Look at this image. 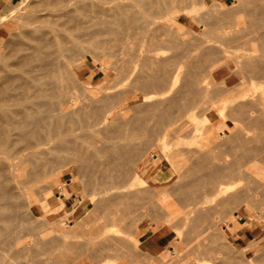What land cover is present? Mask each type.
Returning <instances> with one entry per match:
<instances>
[{
  "label": "bare ground",
  "instance_id": "1",
  "mask_svg": "<svg viewBox=\"0 0 264 264\" xmlns=\"http://www.w3.org/2000/svg\"><path fill=\"white\" fill-rule=\"evenodd\" d=\"M114 1L115 3L112 4L111 2H114ZM239 1H240L239 3L237 1V4H238L237 7L240 8L239 10L244 12V17H245V14L246 16H248L247 17V19H249L248 22H250V25L253 28V31H255V34L251 33V31H249V29H247L246 27H245L246 29L244 30L243 29L242 30L233 29V31H231L232 29H229V28H233L234 26H237V23L239 22V21L236 22L237 20H235V17H234V13L237 12L236 9L231 10L230 7L225 8L224 6L221 10H217L216 8L213 7L214 6L213 4L211 5L213 8L209 6V8L206 11L203 10L201 13L195 12L191 15L187 14L189 10H194L196 6L204 4L205 0H52L51 2L47 3L46 7H44V0H36L32 4L29 3V6L27 4L29 8L28 11L25 9L23 11L22 9L23 13L24 12H27V13L25 14L22 13L23 14L22 15L18 11L21 16H19L18 15L19 13L17 12H16L17 14L14 13L16 14V16L18 15L20 17L17 23L15 24V27L13 25H10V27L12 26L11 28H14L12 29V31L13 32L16 31L14 32V35H12V32L10 31L11 37L13 36L10 42V45H12L13 47L12 49H14L12 53L14 62L8 63V60L6 59L7 62L6 61L5 62L6 64H8V65L4 64L7 66L6 71L2 69L4 71L3 73H5L4 74L5 79L4 78L2 79V81L3 80L5 81V83H3L4 85L2 84V81L0 80L1 81L0 85L2 84L0 86L1 87L0 88V236H4V237L6 236L7 239L8 238L10 239V242H7L9 241V239L7 240L4 237L2 239L1 237V239L3 240L2 242L6 241L9 245L11 244L14 245L15 243L17 244L19 243L21 245L23 244V242L24 243L26 242L22 240V236L24 235L25 232L27 233L29 228H30L29 230H31L32 228L30 224L29 226L26 227V225L28 224L26 223L25 218L29 211H27L28 208H24L26 206V203L28 202L26 199L28 196L26 194L30 193L28 192L29 190L31 191L33 190V189H30L31 186H29V182H31L32 178H37L43 174L45 177L47 173L46 170H48L47 168L50 165L52 166L54 164H57L55 166L59 167L64 162H67V164H69L68 161L70 160L69 158L71 155H74L75 157H77L75 160L80 162L81 166H79L78 162H76V164L74 162L75 164V165L73 164L74 166L78 164L77 167H75L76 170L77 168H81L83 173H85V175H87L90 178L89 181H91L92 179H95V182L98 180H102V181L106 180L108 181L107 182L108 184L106 183V181H104L106 183L105 185H109V187L113 186L112 188H115L114 190L110 189L109 187L106 188V191L110 193L108 194L109 196L107 197L111 196L110 198L112 201H115V205H118L119 203H121L122 205L121 204L119 205H121L122 207L124 205L130 206L131 202H133V201L130 202L131 199L133 200L135 199L143 200L144 199L145 200L149 197L150 201L145 202L140 205L142 206L141 208H143L142 210L143 213H141V215L150 214V215L156 216V213H157L156 208H162L163 209V210L161 209L162 213L166 211L165 212L166 217L163 216L164 218H166L165 220L168 223L170 221L171 222L175 221L176 220L175 215H179L180 212L179 213L176 212V210L174 209L175 208L174 205H172L173 203L167 197L166 193H169L168 188H165L167 189V192H165V191H162V190H165L164 188L161 189L162 186H159V185L153 186V181L155 180L154 179L155 172L154 174L152 172V177L150 175L149 177L150 179H148L151 182L149 186H147L148 184H146V186L143 185L139 187L130 188V185L139 183L138 179L141 178L140 173L142 170H144L142 168V164L146 163V160L142 162L143 157H145L147 154V151H145L146 148H149L151 144H152L150 146L151 148L153 146L155 148H160V145H159L160 143L159 144H155V143L161 137H165L168 135L172 136V134H174L175 136L176 133L177 135H181V133L182 134L184 133L183 131H185V133L187 132L186 134L189 135L190 132L187 131V128H186L188 126L187 125L188 122L185 123L184 121H190V120H187L185 118L193 117L194 113L192 111L195 109L202 108L206 105L209 107L211 105L210 99L213 100V98H215V95H219L222 97V99L220 98L221 100L217 102V103L222 102L221 104H223L219 106L218 111L224 110L222 106L227 107L225 108L227 110L220 112V114H222L226 118L229 117L232 119L235 125V132H237V130L239 129V127H241V125L243 126L245 125L246 128L248 127L245 130V127L242 126L243 131H241L242 127L240 128V132L242 133L244 132V134H242L243 135L242 137L240 136L239 131L237 132L238 134L233 133V131L232 133L229 132L228 134L229 139H231L230 137L232 136L234 137V138L232 137L233 138L232 140H235L236 142H233V143L238 144L237 147L238 149L240 148V153L231 150V147H229V149L232 152V154L234 152L238 153L239 154L238 157H235L238 154L234 153V159L240 158V160L236 159L238 163L235 164L236 161L234 162V159H233V161L231 162L233 165L230 164V162L229 164H227V162L223 161L224 162L223 164L228 165V166L221 165L220 162L222 161H219L217 165L219 166L221 165V168L219 166H218L219 168H215L213 167L214 164L211 165L213 162L210 161L209 163V161L207 160L209 159L207 158V155L212 153L213 150L207 154V152L205 151L207 149L201 150L200 148L199 149L197 148L194 150L193 148L192 153L191 151L189 152L193 154V156L196 155L194 156L196 160L193 161L192 165L190 164L189 169L187 168L188 171L185 169L186 173L182 172L185 174L184 176L182 175L183 179H181V181L178 182L179 186H175L169 189L172 192L174 191L175 195L177 196V199L181 197V200H177V201L181 202L182 200L183 201L188 200L186 202L188 203L189 206H192L191 209L189 208L191 212L187 211L188 208H186L185 210L183 208L181 209H183L182 212L186 211L185 213L187 212L190 213V217H191L192 212H196V213L198 212L197 208H199V206L200 208L201 207L205 208V206H202V205H204V202L206 201V199H208L207 197H212L213 200H217V203L219 201L218 204L220 205H224V204L227 205L229 204V202L233 203V202H237L239 198L241 199L242 196L240 193L244 191L243 189H246L247 187L255 188L254 186L252 187V184L248 182L250 180L254 181L257 179L256 177H254L255 179L253 180L252 179L253 176L251 175L254 172L259 171L260 169L259 164H262V163L264 164V140H263L264 138L263 137L264 136V50L263 49L264 47L261 46V48L263 49L260 52V54H254L255 52L251 51L253 52L252 54V53H249V50L246 47V45H249L255 41L257 42V44H259L261 41H264V0H239ZM241 14L242 13H240V15ZM198 18L200 20L199 21L197 20V23H200V22L201 23L196 29L197 33L190 30V32L191 33L193 32L194 34L190 36L189 39L191 40V38H194L195 39L194 41H196L197 39H200V42L202 40H205V42L206 41L208 42V40L206 39L210 37L211 39L209 40H211V43L209 42L208 44L205 45L203 44L204 42H202L201 44L200 43L198 44L199 41H196L199 47H201L202 44L204 46L201 47L200 51L198 50L199 53L191 54L193 52L190 51L189 53L188 51V46H190V44L188 45V43H186L187 38L186 40L184 39L185 41H183L180 37V35L183 33H180L182 31L179 28L180 23L178 22V20L180 19V20H186L190 22ZM247 19L244 18V20L246 21ZM184 25L180 27L183 28ZM226 29L228 32L225 31ZM150 30H152V32ZM161 30L163 32H161ZM92 31H95L97 34H95V32H93V34H95L98 37L100 35L105 36L104 33H107L108 36L110 35L113 36V38L111 39L113 40L116 39L118 43L121 44L122 46L125 44V41H127L126 39L131 38V41H132V39L136 38L139 34H141L142 37L140 36L138 40H145V39L147 40L148 39L147 36H150L149 38L154 39V37H151V34L152 33L154 34L156 32L157 37L156 39H154V42L148 39L147 43L149 42L155 43L156 42L155 40H158L159 42H163L164 45L168 43V45H171L174 49L176 48V50H173L172 52L174 53L171 52L172 54H169L168 56L167 54L165 55L164 53L165 57H162L161 55H159L161 57L153 56L154 55L153 52L152 54L150 53L151 56L149 57V55H147L148 53L145 54L144 52L143 54H145L147 58L146 57L143 58L145 55L142 56V61L143 59L145 60L141 62V65H142L141 67L143 68L141 67L138 68L140 70L142 69L141 71L137 70L136 73L140 72L138 74H135V71H136L135 68H133V70L135 69L134 71L133 70L130 72L128 71L129 73L124 72V70H126L124 68H126L128 65L127 64L125 65V63H123L125 66H123L122 63L120 64L121 67L123 66L122 67L123 69L120 67L121 71L122 70L123 71L122 73L120 71L119 74H122V75H119V76L121 77L128 76V75H124L126 73L129 75L130 74L133 75V72H134L135 76L134 75L132 76V78L134 77V80L131 83H129L130 84L129 88H132L133 90H138V91L141 90L142 92L139 95L135 97L128 96L130 98H124L125 96L122 97L123 95H119V92H121L119 91L120 89L111 90L110 88L111 86H109L111 91H114V90L116 92L119 91L117 92L118 94H115L116 92H114L113 94H110L111 91L108 92L106 89H103V87H101L103 90H106L107 92L104 91L102 92L103 93L102 95L96 96V97L90 96L89 98H86L87 96H85V99L82 100L84 97H82L79 94V92L76 91V86L78 87L79 85L77 84V82L79 80H76V74L73 73L74 72L73 66L75 68H78L77 66H79L82 63L81 61H79V63H75L76 66L73 63L78 58L77 56L78 52L79 54H82L81 53L82 51L80 50L81 47H84L86 45V48L84 47L85 50H83L82 48L83 53L90 51V47H91L90 45H92V47H94L93 49H95L96 44L94 46L93 44L96 42L91 41L90 43V41H88V40H94L95 38L96 39L98 38L96 36L94 38V35L92 36L91 34ZM159 31L161 32L159 34L160 35L163 34V36L158 35L157 32ZM187 31L185 32L187 33ZM89 33L91 34L90 37H92V39L86 38L89 36L88 35ZM144 33L146 36V37L144 36L145 39H143V35H142ZM146 33H149V35L148 34L146 35ZM203 36H205V39H203ZM82 38H84L85 40H81ZM103 38L106 39L107 36ZM98 39L94 41H97L98 43L102 44L101 47H104L103 45H105L104 43H106V41L104 39L103 40L101 39V41ZM86 41L89 43V46H90L89 50L87 51L86 49L88 46H87V43H85ZM102 41H104V43H102ZM82 42L84 43V45H82ZM151 43H149L148 46H150ZM191 43L194 44L193 41ZM79 44H81V47H79ZM154 45H156L157 47L158 45L160 46V43L159 44L155 43ZM180 45H183L185 48ZM171 46L169 48H171ZM97 47H96V50L98 51L97 55L95 54L96 52L95 50L91 51L90 53L93 52V55L98 56L99 55L98 53L102 55L105 52L106 54L109 52V51L106 52L107 49H110L107 45L106 47H104L106 48V51L104 48L103 50V49H99L101 47H98V48ZM156 47H153L154 50L156 49ZM179 47H182V48L179 49ZM193 49H196V47ZM149 51L151 52V50H148V52ZM257 51H259V49ZM110 52L112 51L110 50ZM154 53L156 52L154 51ZM116 61L115 62L113 61V62L116 63ZM116 64H119V63H116ZM130 67H133V66L130 65ZM118 68L116 66L114 70ZM128 68L129 66L127 67V69ZM215 71L227 74L228 78L225 77L226 78L224 79L225 81L224 82L222 81L223 83L221 82L222 84H220V87H218L217 90L215 91L214 97L209 98L207 97L208 92L206 91L207 84L204 83L203 80L205 79H203V77H209L208 75L212 76V73ZM221 80H223V78ZM254 80H257V83H255L256 81ZM83 82H86V80ZM82 85H84V83H82ZM86 85H84V88H86ZM115 85H113L114 88H115ZM249 85L255 86L256 88L259 89V91H255V90L251 91V88H247V86ZM81 87L82 86L80 84V88ZM247 89L248 90L250 89V92ZM85 90L87 89H84V90L81 89L80 91L82 92L80 93H86V92H83ZM92 94L93 93H91L90 95ZM80 96L82 98H80ZM208 101L210 102V105L207 104ZM140 108H142V110L144 111L143 115L139 114V112L141 111H138V114H136L137 110H141ZM132 110H134L135 113L132 112ZM225 111H227V113ZM139 115H141V118L139 117ZM177 124L181 126V128L180 127L176 128ZM182 128L186 130H183ZM252 129L255 132V134H258L259 132H263L261 136L263 137L261 138L263 142L257 141L256 139L255 140L257 142H255V140H253L254 141L253 143L251 142L252 140L250 141V139L254 138V136H252V134L248 133L249 134L248 135L246 133L250 132L249 130H252ZM95 130L101 131V132L103 131L104 133L103 136H107L109 140L103 137L102 139L103 141L99 139L101 143L100 142L98 144L94 143V142H98L97 140H94L95 138L94 139L91 138L93 137L92 135L94 134ZM256 130L258 131V133L256 132ZM253 131L251 132L254 133ZM186 134L183 136H186ZM247 135L249 138H246ZM229 139L228 141L230 142ZM221 142L222 141H219V143ZM250 142L254 145L250 146L251 145ZM258 142L259 144H257L256 146L255 143H258ZM223 143L224 142H222L221 144L223 145ZM260 143H262L263 145ZM215 145H217V143ZM186 149L187 148H185V150ZM183 152L187 155L186 152L188 151H183ZM174 153L175 155L177 154L176 152ZM180 154H183V153H180ZM166 155H164V157H166ZM225 155L227 154L225 153L224 156ZM232 156L233 155H230L229 157L232 158ZM50 157L53 158V161L52 159H48ZM166 158H168V155ZM211 158H215V157L212 155ZM50 160L52 162H50ZM54 160L57 162H54ZM155 160L156 158L154 160L152 158V161H155ZM243 160L245 161L242 162ZM156 162H158V160H156ZM67 164L65 163L62 166H65ZM151 164L154 166L155 162ZM62 166L60 168H62ZM223 166H225L228 170ZM54 168L55 167L51 169L55 170ZM202 168L208 169V171L207 170L204 171L202 170ZM224 168L226 171L224 170ZM200 169L206 174H201V173H199L201 175L197 174V172L201 171ZM81 170H79V172H82ZM112 170H115V171H112ZM247 177H250V178L248 180L246 179V181H248L246 185H249V184L250 185L247 187H244L246 185H243L242 186L243 188H240L241 187L240 181H242L240 180V178H247ZM238 181L240 182L239 186H237L239 187V189L236 186H231L232 184L234 185L235 183L236 185H238ZM256 181H258V179ZM104 182L101 184H104ZM141 182L144 183L145 181L142 180ZM229 182H231L232 184ZM257 183L259 184V182ZM261 183H263L264 185V182H261ZM253 184H255V181L253 182ZM105 185L103 187H107ZM255 186H257L258 189L259 187L262 188L260 189L261 191H263L264 189V187H262L261 185L255 184ZM37 187L38 186H36V188ZM250 188L249 189L247 188V190L251 191ZM109 189L113 190L114 192L113 191L109 192L110 191ZM237 189L238 191H241V192L238 193V191H236ZM35 191L36 190H34L33 193H35ZM258 191H256V193H259V192L261 193V191L259 192ZM164 192H165L167 199L166 197H164ZM100 193H99V196H103V194L100 195ZM245 194L247 195L248 193L243 192L242 193L243 197H245V199L250 198V200L248 199L247 201L252 202V203L249 202V204H255L253 203L252 200L255 199L254 197H257V196H253L254 194H252V192L247 195L248 197L245 196ZM251 194H252V197H249V195ZM156 195H159L161 199ZM152 196L153 197L155 196V199L156 197H158L159 198L158 201H152L150 199V198H153ZM262 196H264V193H262L261 196H258V198ZM97 199H99V197ZM245 199H243V201H245ZM261 199H263V197ZM23 201H27L26 203L24 202L25 204L24 207H22ZM107 202H108V199H107ZM180 202H177V203H180ZM238 202L241 203V201H238ZM256 202H262V201H256ZM97 203H99V201ZM108 203H112L114 205V202L109 201ZM102 204L103 203H101V205ZM131 205H134V204H131ZM183 205L184 206L182 207L185 208L186 203L184 202ZM234 206H237V205H234ZM115 207L116 206H114L113 209H116ZM131 207L132 206H130V208ZM225 207H222V209H224ZM110 208L108 209L110 210ZM21 209L22 211L24 210L23 213L20 212ZM133 209H136V208H133ZM205 209H203V211H205ZM215 210H218V209L216 208ZM25 211L27 213L24 214ZM117 212H123V211L116 210V213ZM110 213H114V212L112 211ZM204 213L207 214V212H203V214ZM209 213L210 212H208V214ZM207 215H204V216L207 217ZM198 216L199 214L196 216V219L202 220V218ZM17 217H23L22 221L20 222L25 221L26 225H24V227L27 228L26 229L27 231H25L24 227L22 230L21 229L19 230L20 224H18ZM115 217L117 216L115 215ZM161 217H159V219ZM188 217H189L188 214H184L183 217L181 218L179 217V218L180 219L182 218L190 219L189 221H186L187 223H189L192 220V218L190 217L188 218ZM121 218H122V215H121ZM121 218H119V220ZM37 221L38 220H36V222ZM83 221H86V220H83ZM130 221H132V218ZM195 221L199 222L193 219L192 220L193 226H194L193 222L196 223ZM15 222L17 223V225L15 224ZM79 222L80 221H78L77 224H75V226H73L72 224L70 230L68 231H72L74 228H76V225L77 226L82 225V223H79ZM87 222L88 221H86L85 223ZM118 222L120 223L123 221H118ZM137 222H132V223L130 222V223L133 225L134 223H137ZM186 222H184V224ZM99 225L100 224L98 223L97 226ZM34 227H36L37 229V226H34ZM187 227H189V224ZM91 228L97 229V227H91ZM208 228H211V225ZM208 228L207 230H210ZM96 229H93V231L90 234H92L94 231H97ZM215 229H216V226H215ZM47 230L49 229L47 228ZM34 231L36 230L33 229V231L32 230L29 231L28 232L29 235L31 232H34ZM49 232L50 231H48V234ZM38 233L39 232L37 231V233L35 234L39 236ZM95 233L96 232H94L93 234L94 236L96 234L97 236H99L98 235L99 233H96V234ZM103 233H107V232H103ZM103 233L102 235H104ZM208 233L209 232H207V234L205 235H208ZM54 235H56V232ZM198 235L201 236V238L205 237L204 234H203L204 236L200 234ZM209 235L210 237H212V234H209ZM26 236H24V238ZM114 237H118V236H114ZM122 237H119V238H122ZM92 238L94 239V237ZM197 238L199 239L200 237L196 236L194 238L196 239V241H198V243L202 242V244L204 245L207 242L206 241L205 243H203L201 239L199 241ZM20 239L21 241H23L22 243H20L21 242ZM32 239L31 241H33ZM43 239H44L43 240L44 243L43 241H41L42 242L41 247H43L45 243H46L45 245H47L48 243L49 245L48 247L50 248V245L54 243V241L53 240L51 241L50 238L49 239L51 243L48 242L49 241L48 238L45 241L44 236H43ZM63 239L66 240L68 238L66 239L63 238ZM98 239H100V237ZM105 239L101 240L103 241V244H107L109 241L114 240V239H110L109 241H106L107 243H104ZM122 239L124 240V238ZM13 240L15 243L13 242ZM60 240L62 239L59 238V241ZM68 240H66V242ZM74 240H78V239H74ZM79 240H81V238H79ZM84 240L86 241V239ZM116 240H119V239L116 238ZM123 240L116 241L120 243H115V244L114 242L109 243V245L112 247H115L114 245L116 244L122 245ZM131 240L132 239L127 241V243H129L130 245H132L130 243ZM207 240H209V238ZM55 241L58 242L57 240ZM85 241H82L83 244H85L84 243ZM92 241L94 240H91L88 242H92ZM95 241L93 243H95ZM133 241L134 240H132L131 242ZM196 241L194 242V240H192V243L194 242L198 246L201 245L202 247V244H198L196 243ZM213 241H215V239ZM2 242L0 241L1 243L0 247H3ZM82 242L78 243L80 245L76 251L82 250L84 248V246H82V249L80 248ZM135 242L136 241H134L133 244H135ZM68 243L70 244V242ZM93 243H91V246H93L92 245ZM32 244L33 243H31L30 246L28 245L27 248H30ZM76 244L77 242H74V244H70V246L76 245ZM208 244L206 245L210 246V244L209 245ZM5 245L6 244H4V246ZM16 245H14L15 248L16 247L18 248L20 246V245L18 246ZM25 245L23 244L24 249L26 250L27 248L25 247L27 245L26 246ZM105 246H107L106 250L113 249L112 247L108 246V244ZM125 246H126V250H129L131 247L129 246V249H127V244L124 245V247ZM133 246H135L134 248H137L136 245H133ZM211 246L214 247L213 245ZM6 247H8V245ZM6 247L3 248V251H5V249L7 250ZM14 247L11 248V250L17 251L18 249L15 250ZM33 247L35 248L36 244ZM48 247L44 246V248L46 249ZM72 247L74 246H71V249H73ZM97 247L98 246L95 245V249ZM101 247L102 246H100L99 248ZM55 248L57 250L58 247H55ZM55 248L53 250H55ZM66 248L68 247L66 246ZM90 248L89 250H91ZM99 248H98V251L100 250ZM197 248L199 249V247ZM206 248H211V247H205L204 249ZM19 249H20L19 253H22L23 251H25V250H21V248ZM38 249H37V253L34 252L35 255L36 254L38 255V253H40V250ZM95 249L94 250L92 249L93 251H88L87 249L85 251L84 249V254H86L87 251H88L87 254L89 252H96ZM117 249H120L122 254H123V251H125V249L122 251L120 247L118 248L116 247L115 251ZM9 250L10 249H8V251ZM101 250L105 251V249L103 248ZM130 250L132 251V249ZM10 251L9 253L12 252ZM34 251L36 250L34 249ZM112 251L114 252V250ZM136 251L138 252V250ZM183 252L185 253V251ZM190 252L191 251H189V254ZM211 252L212 251H210L209 253ZM28 253L26 254V256L29 255ZM80 253H83V251H81ZM99 253L97 254V256L95 255V253L93 254L96 257H98ZM145 253L142 254L143 258H144ZM199 253H201V251L198 252V256H200ZM42 254L44 255V253ZM61 254L62 253H60V255ZM115 254H117V252ZM40 255H38V257ZM77 255L78 256L80 255L81 257V254L79 253ZM77 255H73L74 257L72 261H68V262L73 263L75 262L73 260L79 259ZM89 255L91 254L89 253ZM101 255L102 257L104 256L109 257L104 252H102L100 256ZM183 255H186V254H183ZM75 256L77 257L75 258ZM113 256L114 255H112V257ZM50 257L48 255L47 258H49L50 263L52 262L51 264H53L54 261L51 260ZM94 257L88 256L87 258L89 259V258H94ZM112 257L110 256L109 258L112 259ZM147 257L149 256L147 255ZM170 257L171 256H169L168 258ZM47 258L44 259V261H43V258L42 260L40 258H39L40 260L37 259L39 262H37L36 258L35 260L37 263L45 264L46 261L48 262ZM59 258H62L63 260V257L60 256ZM70 258H68V260H70ZM102 259H98V260L95 259L94 261L98 263ZM127 259H130V258H127ZM131 259L133 258L131 257ZM156 261H158V259ZM33 262H30V263H33ZM36 262L34 263L36 264ZM64 262H66V259H64ZM144 262H149V261H144ZM189 262L190 261H188L187 264H189Z\"/></svg>",
  "mask_w": 264,
  "mask_h": 264
},
{
  "label": "rangeland",
  "instance_id": "2",
  "mask_svg": "<svg viewBox=\"0 0 264 264\" xmlns=\"http://www.w3.org/2000/svg\"><path fill=\"white\" fill-rule=\"evenodd\" d=\"M35 1L36 0H4L3 4L0 5V37H1L0 38V69H1L0 72L1 73L6 71V68H7L6 65H8V64H6L7 60H8V63L9 62H11V63L14 62L13 56H12V53H13L14 49H12L13 47H12V45H10V42H11L13 36L11 37L10 31L12 32V35H14V32H16V31L13 32L12 29H14V28H11L12 26L10 27V25H13L15 27V24L17 23V21L20 18L19 16H21L20 13L21 14L23 13L22 9H23V11H24V9L28 11L29 3L32 4ZM51 1L52 0H44V7H46L47 3L51 2ZM237 1H238V3L240 2L239 0H205L204 4L196 6V8L194 10H189L187 12V14L191 15V14H193L195 12H200L201 13L203 10L206 11L209 8V6L212 7L211 5H213V4H214L213 7L216 8L217 10H221L224 6H225V8L226 7H230L231 10H235L236 9L237 12L235 11L236 13H234V17H235V20H237L236 22H238V21L239 22L237 23V26H234L233 28H229V29H232L231 31H233V29H236V30H242L243 29L244 30V29L247 28V29H249V31H251V33L255 34V31H253V28L251 27L250 22H248V20H249V19H247L248 16H246V14H245V17H244V12L239 10L240 8L237 7V5H238ZM111 3L114 4L115 1L111 2ZM27 4H28V6H27ZM26 6H27V8H26ZM16 12L19 13L18 14L19 16L18 15L16 16V14H17ZM14 13H16V14H14ZM25 13H27V12H24L23 14H25ZM237 13H239V14H237ZM240 13H242L243 16H242V14L240 15ZM199 15H201V14H199ZM243 17L245 19H247V21L244 20ZM197 20L199 21L200 19L198 18V19H195V20L190 21V22L186 21V20H180V19L178 20V22L180 23L179 24L180 26L185 24L183 28H181L179 26L180 30L182 31L180 33H183V34L180 35V37H181V39L183 41H185L186 38H187L186 43H188V45L190 44V46H188V51H189V53H190V51L193 52L191 54L199 53L198 50L200 51L201 47L204 46L203 44L206 45L209 42L211 43V40H209L211 38L208 37V36H207L208 39H206V40H208V42L207 41L205 42V40H202L200 42V39L196 40V41H199L198 44L199 43L201 44L202 42H204L201 45V47H199L197 42L194 41L195 40L194 38H191V40L189 39V37L194 34L193 32L191 33L190 30L197 33L196 29L201 23V22L197 23ZM201 20H202V18H201ZM246 24H247V26H246ZM239 26H241V27H239ZM7 27L9 29H11V30H9ZM5 28H6V30H5ZM187 30H189V31H187ZM150 31L152 32V30H150ZM185 31H187V33ZM225 31L228 32L227 29ZM93 32H95V31H92L91 34H92V36L94 35V38H95V36H96L95 34H97V33L95 32V34H93ZM161 32H163V31L161 30ZM161 32L160 31L157 32L158 35H160L159 33H161ZM91 34L89 33L88 34L89 38L88 37H86V38L87 39H92V37H90ZM100 34H102V33H100ZM104 34H105V36H107L106 39H104L103 37H105V36H102V35H100L101 38H100V36L99 37L96 36V37H98L99 39L98 38L97 39L100 40V41H101L102 38L106 41V43H104V41H102V43L105 44V45H103L104 47H106V45H107L110 48V49H107V51H106V48L101 47L102 44L98 43L97 41H94V40H97L96 38L95 39L93 38L94 40H88V41H90V43H91V41L92 42H96L94 44L92 43L93 46L96 44L95 49H93L94 47H92V45H90L91 46L90 47L89 43L87 41L85 42V43H87V46H88L86 51L89 50V47H90V51L89 52H84L83 53V50H85L84 47L86 48V45L84 47H81V44H79V47H81L80 50L82 51L81 52L82 54H79V52H78V54H79V55L77 54L78 58L76 56V58L78 60L76 59V61L73 64L75 65V63H79V61H81L82 64L77 66L78 68H75L73 66V71H74L73 73L76 74V80H79L78 81L79 83L77 82V84H79L78 85L79 89L76 86V91L79 92V94L82 97H84L82 100L85 99V96H87L86 98H89L90 96H95L96 97V96L102 95L103 94L102 92H104L106 90L109 92V91H111L113 89H115V90H119L120 89L119 91H121V92H119V91H117V92H119V95H123L122 97L125 96L124 98H130V97H135V96L139 95L142 92L141 90L138 91V90H133L132 88H129V86H130L129 83H131L134 80V77L132 78V76L134 75V72H133V75L132 74L129 75L127 73L132 71L133 68L136 69L135 74L140 73V72H138V73H136V72H137V70H139V71L142 70V69L140 70L138 68L142 66L141 62H143L145 60V59H143V61H142V56L145 55L146 53H148L147 55H149V57L151 56L152 52L154 54L153 56L165 57L166 54L168 56L169 54L174 53V52H172L173 50H176V48L174 49L171 45H168V43H166L164 45L163 42H159L158 40H155L156 41L155 43H158V44L160 43V46L159 45H158L159 47L157 46L159 49L156 47V45H154L155 43L149 42L151 44H150V46H148L149 43H147L148 42L147 40L149 39V40H152L154 42V39H156V37H157L156 36L157 35L156 32L154 34L153 33L151 34V37H154V39L153 38H149L150 36H147L148 39L146 40L145 39L146 36H145V33H144L142 35H143V39H145V40H138L140 38V36H141V34H139L138 35L139 37L137 36L136 38L132 39V41H131V38L130 39H126L127 41H125V44L123 46L121 44H119L116 39H114V40L111 39V38H113V36L110 35L111 36L110 37V36H108L107 33H104ZM147 34L149 35V33H146V35ZM254 34H252V35H254ZM86 35H84V36H86ZM160 36H163V34H161ZM5 38H6V40H5ZM203 39H205V36H203ZM8 40H9V42H8ZM81 40H85V39L82 38ZM129 41H131V42H129ZM192 41L194 42V44L191 43ZM162 44H163V46H162ZM192 44H193V46H192ZM9 45H10V47H9ZM82 45H84L83 42H82ZM183 45H180V46H183ZM258 45H260V46H258ZM263 45H264V41H261L259 44H257V42L255 41V42H252L249 45H246V47L248 48L249 53L253 54V52H251V51H254L255 52L254 54H260V52L263 49V48H261V46L264 47ZM97 46L101 47L99 49H103L104 48L106 52H108V51L109 52L106 53V54L104 52V54H102V55H100V53H98L99 54L98 56L93 55V52L90 53L91 51L95 50L96 51L95 54L97 55V52H98L96 50ZM170 46H171L172 49L169 48ZM257 46H258V48H257ZM153 47H156V49L154 50ZM195 47H196V49H193ZM249 47H250V49H249ZM82 48H83V50H82ZM180 48H182V47H179V49ZM251 48L252 49L254 48V49L252 50ZM260 48H261V50H260ZM144 49H146V50H144ZM157 49H158V51H157ZM258 49H259V51H257ZM103 50H101V51H103ZM110 50L112 52H110ZM148 50H151V52L150 51L148 52ZM152 50H154L156 53H154V51H152ZM193 50L196 51V52H194ZM239 51H241V50H239ZM144 52H145V54H143ZM101 53H103V52H101ZM164 53H165V55H164ZM159 55H161V56H159ZM145 57H146V55L143 58H145ZM113 61L114 62L116 61V63H119V64H116ZM121 63H122L123 66H125L127 64L129 66V68H131V69H129V68L127 69L128 66L126 68H124V69L127 70V71L124 70V72H127L124 75H128L129 76V78H128V76H124L126 78V80H125L124 77L119 76V75H122V74H119L120 71H121V68L123 67V66L122 67L120 66ZM123 63H125V65ZM4 64H6V65H4ZM130 65H132L133 67H130ZM205 65H207V64H205ZM219 65H220V63H219ZM4 66H5V68H4ZM116 66H117V68L118 67L119 68L114 70L116 68ZM141 68H143V67H141ZM122 71H121V73H122ZM1 73H0V76L1 75H3V76H1L2 78L0 77L1 78L0 80L2 81V79L5 77V75H4L5 73H3V74H1ZM208 76L209 77H203V79H205L203 81H204L205 84H207V89H206V91L208 92L207 97L211 98V97H214V95H215L214 93L217 90V88L220 87V84H222L225 81L224 79H226L225 77H227V74L215 71V72L212 73V76L211 75H208ZM222 78H223V80H221ZM85 80H86V82H83ZM1 81H0V83H1ZM128 81H130V82H128ZM254 81H256L255 83H257V80H254ZM3 83H5L4 80L2 81V84ZM82 83H84V85L88 84V85H86V88H84V85H82ZM80 84L82 86L81 88H80ZM92 85L95 86V87H93ZM113 85H115V88L113 87ZM109 86H111L110 87L111 90H110ZM101 87H103V89H106V90H103ZM125 88H127V89H125ZM247 88H251V91H254V90L255 91H259V89L256 88L253 85H249V86H247ZM81 89H83V90L87 89L88 91L85 90L83 92H86V93H80V92H82V91H80ZM100 89H102V90H100ZM115 90L111 91L112 93L110 92V94H113L114 92H116ZM248 91L250 92V89ZM90 92L93 93V94L90 95L91 94ZM117 92L115 94H118ZM81 96H80V98H82ZM128 96H130V97H128ZM220 98L222 99L221 96L215 95V98H213V100L210 99L211 105H210V102L208 101L207 104L210 105L209 107L206 105V106H204L202 108L195 109V110L192 111L194 113L193 117L185 118L187 120H190V121H184L185 123L188 122L187 123L188 126L186 128H187V131L190 132L189 135L186 134L187 132L185 133V131H183V130H186V129L182 128L183 129L182 131L186 134V136H183L185 134L184 133L182 134L181 133L182 131H181V132H179V133H181V135H177V133H176L175 136H174V134H172V136L168 135V136H165V137H161L155 144H159L160 143L159 145H160V148L163 147L162 149L155 148L154 146L151 148L150 146L152 144L149 146L150 149L146 148L145 151H147V154L142 159V162H144L146 160V163H144L145 165L142 164V168L144 170H142L141 173H140L141 174V178L138 179L139 183H135V184L130 185V188L139 187V186H143V185L146 186V184H148L147 186H149L151 184V182L148 179H150L149 178L150 175L152 177V172H153V174L155 172V176H154L155 180L153 181V186H158V185L162 186L161 189L162 188H164V189L168 188L170 195H169V193H166V194H167V197L170 199V201L173 203V204L172 203L171 204L174 205V207H175L174 209L176 210V212H178V213L180 212L181 213L182 210L183 209L185 210L186 208H188L187 211L191 212L189 210V208L191 209L192 206L188 205V203L186 202L188 200H184V201L182 200L181 202L177 201V200H181V197H179L180 199L179 198L177 199V196L175 195L174 191L172 192L170 189L172 187L179 186L178 182L181 181V179H183L182 177L186 173V170L188 171V169L190 168V164L192 165L193 161L196 160L194 158V156H196V155L193 156V154H191L193 148H194V150L197 149V148L198 149L200 148L201 150L207 149V150H205L207 152V154L210 153V151L213 150L212 153L207 155V158H209L207 160L209 161V163H210V161L213 162L211 165L214 164L213 167H215V168H219V167L221 168V165H225V164H223L224 162H227V164H229V162H230V164H232L231 162L234 159V153L235 152L240 153V148L238 149V147H237L238 144L237 143H233V142H236L235 140H232L234 137L232 136L233 138L230 137L231 139H229L228 138V134H229V132L232 133V131H233V133H237L239 131V134L242 137L243 136L242 134H244V132L243 133L240 132V128L243 125H241V127H239L237 132H235V125H234L232 119L229 118V117L226 118L222 114H220V112H223L224 110H227V109H225L227 107H223L222 106V108H224V110L223 111L222 110L218 111L219 106L223 105V104H221L222 102L221 103L220 102L217 103L218 101L221 100ZM80 102H81V100H80ZM140 109L141 110H137L136 111V114H138V111H141V112H139V114L143 115L144 111L142 110V108H140ZM132 112H134V110H132ZM225 112L227 113V111H225ZM130 113H131V111H130ZM141 115H139L140 118H141ZM142 118H143V116H142ZM150 122H151V120H150ZM179 127L181 128V126H179L177 124L176 128H179ZM243 127H245V125ZM243 127L241 128V131H243ZM247 128L245 127V130ZM249 131L250 132H247L246 134L249 133V134H252V136H254V138L250 139V141L252 140L251 141L252 143L254 142L253 140H255V139L257 141L263 142L262 139H261V138L264 137V136L261 137L263 132H259L258 133V131L256 130V132L258 134H255L253 129L249 130ZM251 131H253L254 133H252ZM103 135H104L103 131L101 132V131L95 130L94 134L92 135L93 137H91V138L92 139L95 138L94 140H97L98 142H94V143L98 144L100 142V140L103 139V137L107 138V136H103ZM248 135H247L246 138H249ZM258 135H260V136H258ZM221 138H223V139H221ZM107 139L109 140V138H107ZM228 139L230 140V142L228 141ZM256 140H255V142H257ZM263 140H264V138H263ZM219 141L224 142L223 145L221 144L222 142L219 143ZM216 143H217V145H215ZM252 143H251L250 146L254 145ZM257 144H259V142L255 143L256 146H257ZM260 144H262V143H260ZM226 146H227L228 149L226 148ZM215 147H217V148H215ZM229 147H231V150L235 151L233 154L230 151ZM185 148H187V149L185 150ZM218 148H220V149H218ZM236 150H238V151H236ZM183 151H188V152L191 151V153L190 152L189 153L186 152L187 153V155H186ZM224 151H226V152H224ZM174 152H176L178 155L177 154L175 155ZM180 153H183V154H180ZM225 153L227 155L224 156ZM238 153H235V154H238ZM166 154L168 155V158H166L167 157ZM188 154H190V155H188ZM144 155H145V153H144ZM164 155H166V157H164ZM212 155L215 158H211ZM230 155H233L232 158L229 157ZM238 156H239V154L236 155L235 157H238ZM154 157L156 158V160H158V162H156V160L152 161V158H153V160L155 159ZM76 158L77 157H75L74 155H71L70 158H69L70 160L68 161V159H67L69 164H67V162H64L59 167L55 166L57 164L52 165L53 167H55L54 168L55 170L51 169L53 167L50 165L49 166L50 168L48 167L47 169L49 171L50 170H52V171L49 172L48 170H46L47 173H46L45 177H44V174H43V175H41V176H39L37 178H32L31 182H29V186H31L30 189H33V190L32 191L31 190L28 191V192H30L29 194L31 196L28 193L26 194L28 197L27 198L25 197V198L27 199L28 202L27 201H23V206L22 207H24V205H25L24 202L25 203L27 202L26 206H28V207H26V206L24 207V208H28L27 211H29L28 214L26 215V218L29 221L30 220L31 221L29 223V221L24 216L23 217L25 218L26 223L28 225L25 224V221L24 222H20V221H22L23 217H17V219H18L17 221H18V224H20L19 230L20 229L22 230L24 225H26V227H27L30 224V226H32V228L34 226H37L38 230L36 229V227H34L33 229H35L36 231L31 232L30 235H29L28 232L31 231V230L33 231V229L31 228V230H29L30 228L28 227L29 229L27 231L26 230L27 228L24 227L25 231H27L28 234L25 232L27 234V236L24 233V235L22 236V240L26 241V242L24 243L20 239V241H21L20 243L23 242L24 245L25 244L27 245V246L25 245L26 246L25 248H27L28 245L30 246L31 243H33L32 244L33 246L36 244V247L34 248L31 245V247H32V248L30 247L31 249L27 248L25 250L23 244H21V245L19 243L17 244L13 240V242L15 243L14 245H16V244H17L16 246L20 245L18 248L17 247L15 248L13 244L9 245L7 243V242H10L9 238H8L9 241L6 242L4 240L5 242H2L3 241L2 239H3L4 236H0V241L3 243L2 244L3 247H0V264H28L30 262H33L35 260V258H36V260L37 259L38 260H40V259L42 260V258H43V261H44V259H46L48 257V255H49V257L51 256L50 257L51 260L54 261L53 264H55V263L56 264H101V263L102 264L103 263L104 264H187L188 261H190L189 264H264V196H262L263 199H261L262 197L258 198V196H261L262 193H264L263 192L264 189H263V191H261L260 189H262V188L259 187V189H258L257 186H255V184H256V185H261L262 187H264L263 183H261V182H264V164L263 163L259 164L260 169H262V170L259 169L258 172H254L251 175V176H253L252 177L253 180L255 179L254 177H256L258 179V181H256L257 179L254 180L255 184H253L254 181H252V180H250L249 182L246 181V179L248 180L250 177L240 178V180H242V181H240L241 183L238 181V185H236V183H235L237 181L233 182V183H235L234 185L231 182H229V183L232 184L231 186H236V187L239 186V183H240V186H241L240 188H243L242 186L246 185L247 182L252 184V187L253 186L255 187V188H250V187H247L250 184L246 185L244 187H247L248 189L250 188L251 191L247 190V188H246V189H243L244 191H242V192L238 191L239 187H237L238 189L236 191H238V193L241 192L240 194H241L242 197H241V199L239 198V200H238V201H241V203L237 201V202H233V203L229 202V204H227V205L226 204L220 205V204H218L219 201L217 203V200H213L212 197H207L208 199H206V201L204 202V205H202V204H200V205L205 206V208L208 209V210H206L203 207L200 208V206L198 205L200 210H199V208H197L198 212L197 213L196 212H192V214H191L192 216L191 217H190V213H188V212L185 213L186 211H183L181 213L183 215H181L180 213H179L180 216L179 215H175V219L176 220L174 219L175 220V221H173L174 223L171 222V221L168 223L165 220L166 218H164V217H166V214H165L166 211L162 213V210H163L162 208H156V212H157L156 216L155 215H150V214L149 215L148 214L147 215H141V213H143L142 212L143 208H141L142 206H140V205L145 203V202L150 201L149 197L147 199H145L146 201L144 199L143 200L142 199H140V200L135 199L136 201L131 199L130 202L133 201V202H131V204H134V205L130 204V206H132L133 208H136V209H133L132 207L130 208V206H126V205H124L122 207L121 203H119L121 205L116 203L120 207L118 205H115V201H112L111 198H110L111 196L107 197V196H109L108 194H110V193H108V191H106V188H108L109 185H105L108 181H106V180H103V181L102 180H98V181L95 182V179H92L91 181H89L90 178L87 175H85V173H83L81 168H77V170H76L75 167H77L78 164H79V166H81L80 162L75 160ZM48 159H52V161H53V158H51V157L48 158ZM236 159L240 160V158H235L234 162L236 161ZM52 161L50 160V162H52ZM219 161H222V162H220L221 163L220 166L217 165V163H219ZM244 161L245 160H243L242 162H244ZM54 162H57V161L54 160ZM74 162H75V164H76V162H78V164L76 166H74L75 165ZM154 162H155V164L153 166L151 163H154ZM65 163L68 166L67 165L62 166ZM148 163H149V165H148ZM236 163H238V161H236L235 164ZM51 164H53V163H51ZM61 166H62V168H60ZM225 166H228V165H225ZM225 166H223V167H225ZM71 167H72V169H71ZM225 168H224V170H225ZM79 170H81L82 172H79ZM202 170H204V171L207 170L208 171V169H204V168H202ZM202 170L200 172H197V174H199V173L206 174ZM112 171H115V170H112ZM182 172H185V173H182ZM114 174H115V172H114ZM201 174H199V175H201ZM141 179L144 180L145 182L142 183ZM104 181H106V183ZM103 182H104V184H101ZM257 182H259V184ZM91 183H93V184H91ZM161 184H163V185H161ZM104 185L107 186V187H103ZM36 186H38V187L36 188ZM112 187L113 186H111L109 188L114 190L115 188H112ZM34 190H36L37 192L35 191V193H33ZM98 190H99V192H98ZM113 190H110L109 192H112ZM258 190L261 191V193ZM162 191L167 192V189L162 190ZM256 191H258L259 193H256ZM93 192H95V193H93ZM100 192H102V193H100ZM165 192H164V197H166ZM243 192L248 193V194L252 192V194H254L253 196H257V197H254L255 199L252 200L253 203H255V204H249L250 201H247V200L248 199L250 200V198H246L245 199V197H243L244 194L242 195ZM99 193H100V195L103 194L104 198H103V196H99ZM252 194L249 195V197H252ZM259 194H261V195H259ZM247 195L245 194V196H247ZM156 196H158L160 198L159 195H156ZM98 197H99V199H97ZM158 197H156V199H155V196H154L153 197L154 199L153 198H150V199L152 201H158V199H159ZM167 197H166V199H167ZM107 199H108V202L109 201L114 202V205L112 203H108ZM183 199H184V197H183ZM243 199H245V201H243ZM98 201H99V203H97ZM101 201H103V202H101ZM176 201L180 202V203H177ZM256 201H262V202H256ZM139 202H141V203H139ZM184 202L186 203V205H185L186 207L185 208L182 207V206H184L183 205ZM207 202H208V204H207ZM28 203H30V204H28ZM101 203H103V204L101 205ZM250 203H252V202H250ZM205 204H207L208 206L205 205ZM230 204L231 205L234 204V205H237V206H234V205L231 206ZM114 206H116L115 207L116 209H113ZM128 207H129V209H128ZM212 207H214V208H212ZM222 207H225V208L222 209ZM108 208H110V210ZM140 208H141V210H140ZM181 208H183V209H181ZM202 208L205 209V211H203ZM216 208L218 210H215ZM22 209H21L20 212L23 213L24 210L22 211ZM116 210L117 211L120 210V211H123V212H117L116 213ZM112 211L114 213H110ZM228 211H230V212H228ZM105 212H107V213H105ZM158 212H160V213H158ZM203 212H207V214H208V212H210L209 213L210 215L209 214L207 215L205 213L203 214ZM25 213H27V212L25 211L24 214ZM131 213H133V214H131ZM178 213H176V214H178ZM194 213H196V214H194ZM42 214L44 215V217H43ZM114 214L118 218L115 217ZM184 214H188V216L190 218H192V220L195 219V220H197V221H199L201 223L195 221L196 223L193 222L194 226L192 225V220L190 221L191 224H190V222L187 223L186 221H189L190 219H184V218L180 219L181 217L184 216ZM198 214H199L198 217L202 218V220L201 219H196V216ZM216 214H218V215H216ZM121 215H122V218H121ZM126 215H128L129 217L126 216ZM131 215H133V216H131ZM140 215L142 216V218H141ZM158 215H160V216H158ZM204 215H207V217L204 216ZM102 216H104V217H102ZM130 217L132 218V221H130L131 220ZM159 217H161V218L159 219ZM119 218H121V219L119 220ZM183 219H184V221H183ZM36 220H38L39 223H38V221L36 222ZM83 220H86L88 222L85 223L86 221H83ZM208 220H210V221H208ZM78 221H80L79 223H82V225H79V223H78L79 226L76 225V228H74L73 230L71 229L72 231H68V230H70L71 225L73 224V226H75V224H77ZM89 221L92 222V223H90ZM118 221H123V222L119 223ZM16 222H15V224L17 225ZM130 222L131 223L132 222H137V223H134L132 225ZM184 222H186V223L184 224ZM98 223L100 225L104 226V227H102L100 225L97 226ZM107 223H109L112 226H110ZM171 223H173V224H171ZM123 224H125V225H123ZM169 224H171V225H169ZM182 224H184V225H182ZM188 224H189V227H187ZM210 225H211V228H208V227H210ZM90 226L91 227H97V229L96 228H93V229L97 230V231H94V232L99 233L98 234L99 236H97L96 233H95L96 235L94 236L93 235L94 232L92 234H90L93 231V229ZM107 226H108V228H107ZM131 226H133V227H131ZM152 226H154V227H152ZM215 226H216L217 230L215 229ZM17 227H19V226H17ZM46 227L49 230H47ZM77 227H79V228H77ZM126 227H127V229H126ZM177 227H179V228H177ZM205 227H207L210 230H207V228H205ZM37 231L39 232L38 235L42 239L39 236H37V234H35V233H37ZM48 231H50L49 234H51L53 236L49 235ZM23 232H24V230H23ZM52 232L54 234L56 232V235H54ZM101 232L102 233L103 232H107V233H103L104 235H102ZM124 232H126V233H124ZM199 232H201V233H199ZM207 232H209L208 235H205V234H207ZM202 233L205 235V237H203V238H201V236L198 235V234L203 235ZM159 234L160 235H165V236H164V239L161 242L158 243L159 246H157L155 244L154 237L159 235ZM195 234H197V235H195ZM209 234H212V237H210ZM1 235H3V234H1ZM111 235H112V237H111ZM24 236H26V237L24 238ZM43 236L45 238V241L47 240V238L48 239L50 238L51 241L53 240L54 243H56V244L52 243V245H50V248H52V249H50L48 247L49 246L48 243H47V245H45L46 244L45 243L43 245V247H41L42 246V242L41 241L44 240ZM114 236H118V237H114ZM122 236H124V237H122ZM196 236L200 237L199 239L197 238L199 241L201 239V241H203V243H205L206 241L207 242L204 245L202 244V242L198 243V241H196V239H194ZM207 236H209V237H207ZM215 236H217V237H215ZM1 237H2V239H1ZM92 237H94V239ZM99 237H100V239H98ZM102 237H103V239H102ZM119 237L124 238V240L122 238H119ZM127 237H128V239H127ZM4 238L7 239L6 236ZM59 238H61L62 240L59 241ZM63 238H65V239L68 238L69 240L66 239V240H68L66 242V240H64ZM79 238H81L82 241H85L84 239H86V241L84 242L85 244H83V242L81 240H79ZM116 238H118L120 241L123 240L122 243L124 245L127 244V249H129V246H131L130 249H132V251L130 249H129L130 252H129V250H126V246L124 247L123 244H122L123 246L121 244H116V245H114L115 247L110 246L109 243H112V242H114V244L115 243H120V242H116V241H119V240H116ZM125 238H126V240H125ZM206 238L207 239L209 238V240H211V241L207 240ZM212 238H214L215 241H213L214 239H212ZM31 239L33 241H31ZM50 239H49L48 242L51 243ZM74 239H78V240H74ZM104 239H105L104 243H107L106 241H109L110 239H114L115 240V241L111 240V241H109L107 243L108 246L112 247L113 249L106 250L107 246H105V245H107V244H103V241H101V240H104ZM130 239L136 241L135 244H133L134 241L131 242L132 240L130 241V243L132 245L127 243V241L130 240ZM187 239L190 240V241H188ZM55 240H57L58 242H56ZM71 240H72L73 243L71 242ZM91 240H94V241L97 240V241H95V243H93L94 241L88 242V241H91ZM192 240H194V242L196 241V243H198V244H202V247H201V245L198 246L194 242H193L194 243L193 244ZM61 242H62V244H61ZM68 242H70V244H74V242H77V244L76 245H71V246H74V247H72L73 249H71V246H70V244ZM79 242H82L81 243V247H80L81 249H82V246H84V248L82 250H79L80 252L83 251V253H80L79 251H76L78 249L79 245H80V244H78ZM86 242H88V243H86ZM100 242H102V243H100ZM43 243H44V241H43ZM91 243H93L92 244L93 246H91ZM208 243L210 244V246L206 245ZM4 244H6V245L4 246ZM67 244H69V245H67ZM7 245H8V247H6ZM56 245H58V246H56ZM95 245L98 246L96 249H95ZM133 245H136L137 248H134L135 246H133ZM192 245H194L195 247L192 246ZM211 245H213L214 247H212ZM12 246L14 247L15 250L16 249H18V250L17 251L11 250V248H13ZM21 246H23V247H21ZM44 246H47L48 250L46 248H44ZM66 246L68 248H66ZM100 246H102V247L99 248ZM5 247L7 248V250L5 249V251H3V248H5ZM55 247H58L57 250H56ZM116 247L117 248L120 247L122 249V251L125 249V251L127 253L125 251H123V254H122L120 249H117L115 251ZM182 247H184V248H182ZM197 247H199V249ZM205 247H211V248L204 249ZM19 248H21V250H25V251H23L24 253L23 252L19 253V250H20ZM36 248L37 249L39 248L38 250H40V253H38V255H40V254L41 255L39 257H38L37 254L36 255L34 254V252L37 253V249ZM54 248H55V250H53ZM89 248L91 250H89ZM98 248L100 249L99 251H98ZM102 248L105 249V251L101 250ZM109 248H107V249H109ZM195 248H197V249H195ZM8 249H10L12 252L9 250L11 252V253H9ZM34 249L36 251H34ZM84 249H85V251H86V249L88 251H93L95 249L96 252H89L91 255H89V253L87 254L88 251L86 252V254L89 257H94L95 255L97 256V254L100 251L101 252L99 253L98 257L95 256L96 258L94 257V258H89L88 259L87 258L88 256L86 254H84ZM202 249H204V250H202ZM1 250H2L3 253L1 252ZM29 250H30L31 253L29 252ZM112 250H114V252ZM136 250H138V252ZM181 250L185 251V253L183 251H181ZM26 251H27V253L29 252L28 254L31 257L29 255L26 256V254H27ZM74 251H76V252H74ZM144 251L147 252V253H145ZM189 251H191L190 254H189ZM200 251H201L202 254L199 253L200 256H198V252H200ZM210 251H212V252L209 253ZM16 252H17V254H16ZM41 252L44 253V255ZM102 252L106 253V255H108L109 257L110 256L112 257V255H114V256L112 257V259H110L109 257L106 256L107 257V259H106L105 256L104 257H102V255L100 256V254H102ZM116 252H117V254H115ZM119 252H121V253H119ZM124 252H125V254H124ZM181 252H183V253H181ZM60 253H62V254L60 255ZM75 253L81 254V257H80V255L78 256ZM93 253H95V255ZM110 253H111V255H110ZM112 253H114V254H112ZM143 253H145L144 254V258L142 257ZM20 254H22V255H20ZM70 254H71V256H70ZM118 254H120V255H118ZM177 254H179V255H177ZM183 254H186V255H183ZM205 254H206V256H205ZM209 254H211V255H209ZM34 255L37 256V257H35ZM73 255H77L79 257V259L73 260V261H75L73 263L72 262H68V261H72V259L74 257ZM128 255H130V256H128ZM147 255L149 257H147ZM192 255H193V257H192ZM194 255H196V256H194ZM60 256L63 257V260H62V258H59ZM64 256H66L67 258L64 257ZM77 256H75V258ZM169 256H171V257L168 258ZM183 256H184V258H183ZM197 256L200 257V258H198ZM201 256H203L205 259L203 257H201ZM131 257L133 259H131ZM28 258H30V259H28ZM68 258H70V260H68ZM127 258H130V259H127ZM145 258H146V260H145ZM201 258H203V259H201ZM64 259H66V262H64ZM95 259L96 260L102 259V260L97 263V262L94 261ZM157 259H158V261H156ZM29 260H31V261H29ZM36 260L34 262H36ZM38 260H37V262H39ZM47 260H48L49 263L45 260L46 263H48V264L52 263V262L50 263V259L49 258H47ZM128 260H130V261H128ZM43 261H42V263H43ZM140 261H142V262H140ZM144 261H149V262H144ZM37 262H36V264H40V263H37ZM33 263H30V264H33Z\"/></svg>",
  "mask_w": 264,
  "mask_h": 264
},
{
  "label": "crops",
  "instance_id": "3",
  "mask_svg": "<svg viewBox=\"0 0 264 264\" xmlns=\"http://www.w3.org/2000/svg\"><path fill=\"white\" fill-rule=\"evenodd\" d=\"M3 2H4V0H0V5L3 4ZM164 236H165V235H160V234H159V235H157V236L154 237V241H155V244H156L157 246H159L158 243L161 242V241L164 239ZM244 236H245V235H244Z\"/></svg>",
  "mask_w": 264,
  "mask_h": 264
}]
</instances>
